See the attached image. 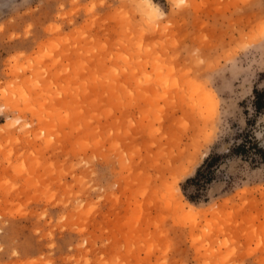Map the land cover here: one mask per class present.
Returning <instances> with one entry per match:
<instances>
[{"label": "rangeland", "instance_id": "374dc122", "mask_svg": "<svg viewBox=\"0 0 264 264\" xmlns=\"http://www.w3.org/2000/svg\"><path fill=\"white\" fill-rule=\"evenodd\" d=\"M254 88L264 0H0V264H264Z\"/></svg>", "mask_w": 264, "mask_h": 264}, {"label": "trees", "instance_id": "16d2710c", "mask_svg": "<svg viewBox=\"0 0 264 264\" xmlns=\"http://www.w3.org/2000/svg\"><path fill=\"white\" fill-rule=\"evenodd\" d=\"M253 99L252 106L254 111L257 113L264 111V89L259 90L254 88ZM248 138L247 140H249ZM250 139H252V137ZM245 147V143L237 145L232 149V152H242L246 154L247 150ZM251 148L259 155L261 160L264 159V148L259 147L257 143L251 144ZM220 158H222V155H209L203 164L197 169L195 176L187 179L186 183L194 184L197 187V192H200L207 183L211 182L214 175V168L217 166V162ZM189 201L193 202V199H189Z\"/></svg>", "mask_w": 264, "mask_h": 264}, {"label": "clouds", "instance_id": "9594fccd", "mask_svg": "<svg viewBox=\"0 0 264 264\" xmlns=\"http://www.w3.org/2000/svg\"><path fill=\"white\" fill-rule=\"evenodd\" d=\"M166 3L168 4L169 0H166ZM129 6L145 27H159L166 21L170 10L180 11L188 7V0H170L167 14L153 0H129Z\"/></svg>", "mask_w": 264, "mask_h": 264}, {"label": "bare ground", "instance_id": "6f19581e", "mask_svg": "<svg viewBox=\"0 0 264 264\" xmlns=\"http://www.w3.org/2000/svg\"><path fill=\"white\" fill-rule=\"evenodd\" d=\"M170 1V0H169Z\"/></svg>", "mask_w": 264, "mask_h": 264}]
</instances>
